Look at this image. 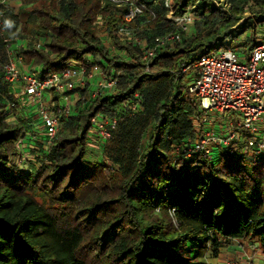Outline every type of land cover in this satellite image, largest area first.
Instances as JSON below:
<instances>
[{"label":"trees","instance_id":"1","mask_svg":"<svg viewBox=\"0 0 264 264\" xmlns=\"http://www.w3.org/2000/svg\"><path fill=\"white\" fill-rule=\"evenodd\" d=\"M250 1L264 5L170 0L166 7L164 0H143V12L130 27L148 44L177 29L168 13L188 9L194 17L191 33L172 47H159L148 70L141 50L120 39L124 9L109 0H35L17 13L0 4V264H87L81 256L85 244L101 253L102 264H208V251L215 256L234 239H255L264 251V161L231 148L212 158L201 151L186 156L200 112L185 92V75L175 73L212 52L221 38L229 43L215 50L253 47L264 14L251 25L242 21ZM98 17L114 53L97 36ZM6 19L12 28L5 27ZM20 25L46 39L43 47L30 43L18 53L42 76L63 71L71 61L102 63L106 73H119L113 91L90 103L82 97L67 120L59 118L46 149L34 141L29 149L35 159L28 160L25 175L11 158L16 143L28 149L30 139L20 115L8 120L19 103L2 71L9 47L1 30ZM135 93L139 108L130 115L126 108ZM96 114L115 116L117 123L99 148L102 159L91 162L85 155ZM156 211L161 214L154 217Z\"/></svg>","mask_w":264,"mask_h":264},{"label":"built area","instance_id":"2","mask_svg":"<svg viewBox=\"0 0 264 264\" xmlns=\"http://www.w3.org/2000/svg\"><path fill=\"white\" fill-rule=\"evenodd\" d=\"M109 1L124 9L118 35L141 50V61L146 70L150 68L148 63L155 51L180 42L194 21L188 9L180 15L170 12L167 18L177 29L155 36L148 44L130 27L133 19L143 12V0ZM164 5L169 7L170 0H164ZM5 41L9 50L8 59L2 65L4 79L10 85H19L20 94L26 95L28 103L33 104L42 125V133L38 137L43 149L56 136L61 123L59 118L65 121L74 113L75 103L82 92L90 103L102 92L113 91L118 84V72L106 73L102 63L92 61L89 65L71 61L63 71L42 76L38 68L24 66L21 56L13 53L16 44H10L9 39ZM191 69L194 73L186 84L185 92L197 100L200 118L196 124L195 140L186 156L201 151L212 158L231 148L255 162L264 161V38L257 40L250 49L224 46L202 54L175 73L185 75ZM138 100L139 95L135 93L134 99L128 102L126 110L130 115L138 110ZM91 123L92 136L101 147L110 138L117 118L96 114ZM36 138L34 134L29 138L28 149L26 144L18 141L28 155Z\"/></svg>","mask_w":264,"mask_h":264},{"label":"crops","instance_id":"3","mask_svg":"<svg viewBox=\"0 0 264 264\" xmlns=\"http://www.w3.org/2000/svg\"><path fill=\"white\" fill-rule=\"evenodd\" d=\"M34 1L35 0H0V4L11 9L13 13H17L20 8L28 7L32 5ZM32 32V28L28 32V29H23L21 25L13 31L7 29L1 30V33L7 36L13 35V40L16 41L13 42L14 44L18 45V50L28 49V46L31 43L28 42V37ZM34 37L38 40V46H42L46 43V39L44 36L36 34ZM23 65L26 66L24 63ZM36 68H38L39 72H41L40 67ZM10 91L14 94L15 97H17V101L20 105H22L23 103L27 107L24 108V111L20 114L23 119L28 120L25 121L26 129H31V131L34 132V135L36 134V137L37 135L39 136V133L41 131L40 127L42 128V125L37 118L33 104L28 103V98L26 95L20 94L19 85H10ZM30 119L31 122L29 121ZM36 139L37 141L35 142V144H38L37 142H41V139H39L38 137ZM206 261L208 264H264V251L260 249L255 239H234L230 241L226 246L220 247L217 250L215 256H213L212 253L208 251Z\"/></svg>","mask_w":264,"mask_h":264},{"label":"rangeland","instance_id":"4","mask_svg":"<svg viewBox=\"0 0 264 264\" xmlns=\"http://www.w3.org/2000/svg\"><path fill=\"white\" fill-rule=\"evenodd\" d=\"M257 14H264V5H258L256 4L254 1H250L248 3V5L246 6L245 8V12H244V18L242 19V21H244L245 19L249 20V23L251 25V23H255L254 21V17L255 15ZM94 24H96L97 26V36L105 43V45L110 49V51L112 53H114V48L112 46L109 45V42L107 41V36H106V32L103 31V25H102V20L98 17V19L95 20ZM193 28V27H192ZM192 28H190V31L189 33H191L192 31ZM34 28H32V33L31 35L28 37V42H31V44H35L37 45V42L38 40L35 39V32L33 30ZM31 30V28H30ZM28 30V32L30 31ZM23 32V31H22ZM249 32H251V30H249ZM42 36V35H40ZM8 39L10 40V44H14L13 40V35H9L7 36ZM245 37V35H243L242 37L239 38V41L241 42L242 40H244L243 38ZM256 37H257V40H261L262 38H264V26H258L257 29H256ZM246 39V38H245ZM16 42V41H15ZM229 43V37L227 38H221L219 41H216L214 43V49H212L211 51L213 52L215 50V48H218L220 43ZM17 45V44H16ZM15 45V46H16ZM38 46V45H37ZM44 45H40L39 47H43ZM19 47L18 45L14 48L13 50V53L17 54L20 50H18ZM1 50H0V56H1ZM22 55V54H21ZM23 63V62H22ZM193 73H194V70L191 69L189 70V72L187 74H185L184 76V80H185V83H188L191 81L192 79V76H193ZM12 93V92H11ZM0 95H3V97H5V95L2 93ZM82 97H85L86 96L84 95H81V98ZM21 106H22V109H21ZM77 102L75 103V108L77 107ZM24 108H27L26 105H24L22 103V105L19 104V107H18V112L17 114L15 115H11L8 120L9 121H12V122H16V117L19 116L21 114V112L24 111ZM29 112V111H28ZM235 118V117H234ZM25 121H28L27 119H24ZM31 122V119L29 120ZM60 126V125H59ZM59 129V128H58ZM40 133L39 135L42 133V128L40 127ZM26 133H27V136L30 138L31 136H33L34 132L31 131V129L27 130L26 129ZM36 135V134H35ZM88 135L95 140H97L94 136H92V133H91V129L89 130V133ZM38 137V135H37ZM40 137V136H39ZM38 137V138H39ZM25 141V140H24ZM30 141V140H29ZM92 141L89 143L88 145V150H87V153H86V158L91 161V162H96V161H99L102 159V156L100 154V150H99V146H98V141ZM31 142V141H30ZM38 144H41V142H37ZM42 145V144H41ZM97 147V148H96ZM241 154V152H240ZM28 158H30L31 160H34L35 158H33V155L32 154H29L28 155V152L27 150H25L23 148V144H20V143H16V154L11 158L12 160V164L19 170L21 171V173H23L25 175V173H29L31 171L30 169V163L28 161ZM36 165H38L40 163V161H37L35 162ZM161 213L159 211H156V214H154L153 216L154 217H157L159 216ZM168 218L170 219V221L173 223V220L171 219V214H168ZM174 224V223H173ZM100 254H97V250H95L92 246L88 245V244H85L81 250V256L85 259V261L87 262V264H102L101 261H100ZM207 256V255H206Z\"/></svg>","mask_w":264,"mask_h":264},{"label":"clouds","instance_id":"5","mask_svg":"<svg viewBox=\"0 0 264 264\" xmlns=\"http://www.w3.org/2000/svg\"><path fill=\"white\" fill-rule=\"evenodd\" d=\"M5 27L12 28L13 27V21L11 20H5Z\"/></svg>","mask_w":264,"mask_h":264}]
</instances>
